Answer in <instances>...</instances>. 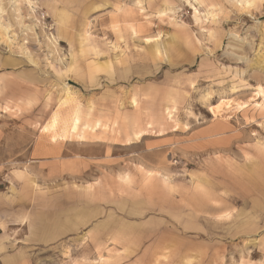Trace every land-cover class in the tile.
Returning a JSON list of instances; mask_svg holds the SVG:
<instances>
[{
  "label": "rangeland",
  "instance_id": "374dc122",
  "mask_svg": "<svg viewBox=\"0 0 264 264\" xmlns=\"http://www.w3.org/2000/svg\"><path fill=\"white\" fill-rule=\"evenodd\" d=\"M0 264H264V0H0Z\"/></svg>",
  "mask_w": 264,
  "mask_h": 264
},
{
  "label": "bare ground",
  "instance_id": "6f19581e",
  "mask_svg": "<svg viewBox=\"0 0 264 264\" xmlns=\"http://www.w3.org/2000/svg\"><path fill=\"white\" fill-rule=\"evenodd\" d=\"M247 5V4H246ZM229 107V103L228 102H225V103H222V104H220V105H218V106H215L214 107V110H213V114L214 115H217L221 110H223V109H226V108H228ZM224 113V112H223ZM76 123H77V118H73V127L71 128V130H75V125H76ZM78 130V129H77ZM71 132V131H70ZM73 132V131H72ZM76 132V131H75Z\"/></svg>",
  "mask_w": 264,
  "mask_h": 264
},
{
  "label": "crops",
  "instance_id": "0c3cea01",
  "mask_svg": "<svg viewBox=\"0 0 264 264\" xmlns=\"http://www.w3.org/2000/svg\"><path fill=\"white\" fill-rule=\"evenodd\" d=\"M145 136H147V135H144V136H142L141 138H143V137H145ZM131 145V144H130ZM130 145H128V146H130Z\"/></svg>",
  "mask_w": 264,
  "mask_h": 264
}]
</instances>
